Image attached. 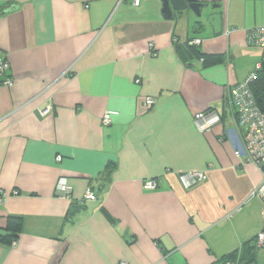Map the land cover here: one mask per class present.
Listing matches in <instances>:
<instances>
[{
	"label": "crops",
	"instance_id": "0c3cea01",
	"mask_svg": "<svg viewBox=\"0 0 264 264\" xmlns=\"http://www.w3.org/2000/svg\"><path fill=\"white\" fill-rule=\"evenodd\" d=\"M202 1L218 5L222 33L191 9L166 19L162 0H0L14 79L0 87V233L23 218L0 264H216L256 240L263 176L235 155L227 98L261 60L246 32L264 25V0ZM195 38L222 60L203 62L186 46ZM209 109L222 120L202 133L194 117ZM198 170L206 179L185 188L180 174ZM62 176L71 199L56 193ZM88 188L98 199L81 203ZM244 264H264V248Z\"/></svg>",
	"mask_w": 264,
	"mask_h": 264
},
{
	"label": "built area",
	"instance_id": "2783aa9c",
	"mask_svg": "<svg viewBox=\"0 0 264 264\" xmlns=\"http://www.w3.org/2000/svg\"><path fill=\"white\" fill-rule=\"evenodd\" d=\"M142 0H134V5H140ZM227 34L230 30L226 31ZM201 39L195 38L190 41V44L199 45ZM246 43L250 47L258 48L261 50V60L255 66V69L241 82H237L231 88L227 102L231 110L236 112L238 121L236 133L241 135L238 147H236L235 155L240 159L242 165L246 163L255 164L262 172V182L260 186L253 192L254 195L260 197L263 201V216H264V111L259 107L254 92L252 90V83L258 77L259 72L263 67L264 62V25L251 27L246 32ZM154 43L150 42V48L152 53L156 55ZM11 64L8 57L0 49V87L12 86L14 79L8 75ZM140 82V79L136 80ZM156 99L153 96H146L144 99V105L151 107L155 104ZM50 108L44 110L47 113ZM117 114L114 110H107L102 117V124L109 126L113 122V116ZM222 117L219 112L213 109H209L203 112H199L194 117L195 125L202 133L212 130V128L220 123ZM245 130L241 133V130ZM62 156H58L57 160L60 161ZM206 179V174L202 170L190 171L180 174L181 183L185 188H191L195 184ZM160 180L155 178H148L144 181V187L146 189H156L160 186ZM56 193L59 197L65 199H71L73 195V187L67 177H60L56 187ZM98 197L96 193L88 188L84 197L81 199V203L84 201H95ZM2 198H0V202ZM256 242L259 247L264 248V227L257 234ZM13 245L17 242L14 240ZM121 264H126L122 262ZM226 264H232L228 261Z\"/></svg>",
	"mask_w": 264,
	"mask_h": 264
},
{
	"label": "trees",
	"instance_id": "16d2710c",
	"mask_svg": "<svg viewBox=\"0 0 264 264\" xmlns=\"http://www.w3.org/2000/svg\"><path fill=\"white\" fill-rule=\"evenodd\" d=\"M187 48H191L193 52L195 51L197 55L203 60L205 63L218 62L222 60L220 55L207 56L203 54L199 49H197L196 45L190 44V41L186 43ZM252 90L256 97V101L259 107L264 111V62L261 71L258 74L256 80L252 83ZM111 171V169H110ZM109 178V174L107 175ZM106 177V178H107ZM81 206L74 204L67 214V220L72 221L75 214L80 211ZM23 226V218L18 216H8L7 217V225L5 227V231L0 233V240L12 241L16 240L19 232L21 231ZM258 250V244L256 240L248 241L243 245L240 250H236L221 260H219L216 264H226L228 261H231L232 264H244L253 262L255 260L256 254Z\"/></svg>",
	"mask_w": 264,
	"mask_h": 264
},
{
	"label": "water",
	"instance_id": "95a60500",
	"mask_svg": "<svg viewBox=\"0 0 264 264\" xmlns=\"http://www.w3.org/2000/svg\"><path fill=\"white\" fill-rule=\"evenodd\" d=\"M163 14L166 19H172L174 12L182 14L184 10L191 9L196 15L197 24L206 27L210 24L214 27L216 34L223 31V18L221 13H212L218 7L216 4H208L202 0H162Z\"/></svg>",
	"mask_w": 264,
	"mask_h": 264
}]
</instances>
